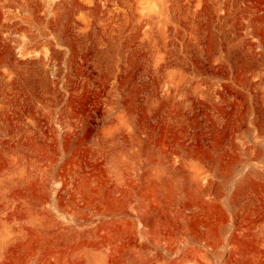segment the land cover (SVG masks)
Wrapping results in <instances>:
<instances>
[{
  "label": "rangeland",
  "instance_id": "rangeland-1",
  "mask_svg": "<svg viewBox=\"0 0 264 264\" xmlns=\"http://www.w3.org/2000/svg\"><path fill=\"white\" fill-rule=\"evenodd\" d=\"M0 264H264V0H0Z\"/></svg>",
  "mask_w": 264,
  "mask_h": 264
}]
</instances>
